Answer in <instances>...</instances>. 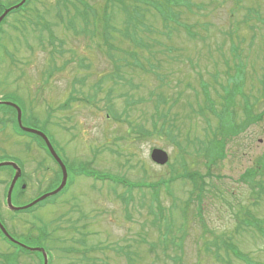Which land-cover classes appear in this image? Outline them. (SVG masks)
I'll list each match as a JSON object with an SVG mask.
<instances>
[{"label":"rangeland","instance_id":"1","mask_svg":"<svg viewBox=\"0 0 264 264\" xmlns=\"http://www.w3.org/2000/svg\"><path fill=\"white\" fill-rule=\"evenodd\" d=\"M81 1L99 14L108 7L111 59L97 32L93 38L88 28L87 34L81 31V20L73 17L78 35L65 28L73 15L70 4L79 6L75 0H28L24 11L9 15L0 26V100L25 109L24 127L46 134L67 168L68 184L72 181L49 203L29 212H11L5 208L4 187L12 170L0 169V219L9 234L26 247L47 250L50 264H245L222 248L220 261L216 260L215 236L230 240L252 264H264V237L244 226L235 233L240 219L264 220V168L253 178L261 192L256 186L253 193L249 181L239 182L264 154L259 83L264 69V0H148L146 4H160L178 20L171 17L165 27L159 14L143 4L121 0L134 19L128 24L117 1ZM0 2L10 8L19 0ZM62 2L68 3L69 11L58 9ZM43 23L61 45L54 42L51 49ZM234 46L239 48L237 58ZM129 53L135 57L131 59ZM110 60H116L118 70ZM241 61V92L256 102L252 114L263 115L257 124L240 130L245 119L242 98L236 95L233 118L225 122L237 126V133L226 138L224 158L206 175L200 206L206 231L195 217L197 202L185 203L191 189L187 182L170 185V196L160 190L165 219L157 220V207L152 206L153 214L150 210V191H128L72 175L71 168L84 164L117 180L137 183L168 178L171 169L205 175L199 149L214 139L220 120L208 111L199 114V107L206 105L202 87L220 114L224 92L234 90ZM52 67L58 69L53 75ZM156 148L168 154L169 166L150 161ZM0 162L21 168L11 195L16 208L59 184L58 168L38 141L19 135L11 126L0 129ZM41 233L46 234L44 240L34 239ZM78 241L90 248L88 258L78 256L83 251ZM205 245L211 250L205 252ZM8 247L0 239V253L13 252ZM75 247L80 252H64ZM34 259L20 257L18 262L36 264Z\"/></svg>","mask_w":264,"mask_h":264},{"label":"trees","instance_id":"2","mask_svg":"<svg viewBox=\"0 0 264 264\" xmlns=\"http://www.w3.org/2000/svg\"><path fill=\"white\" fill-rule=\"evenodd\" d=\"M110 2L111 0H107V2ZM112 1H117V8H119L121 11H125L126 12V18H127V23L128 24H132L133 23V17L131 16V14H129V11H127V9L125 8V6L123 5V1L121 0H112ZM132 1L133 4L139 3L140 5H145L147 7H150L152 10L154 9L155 12L157 14H159L160 18L163 21H167L169 19V17L167 16V8L160 5V4H155L154 2H151L150 5L146 4V2H148V0H130ZM64 3V2H63ZM75 9H76V16L80 17L82 23H86L87 21V17H89V13H90V6L81 4L79 7L74 5ZM81 8V9H80ZM133 11L135 13V15L137 16L136 12V5H133ZM108 10V7L105 6L104 7V18L106 17V12ZM2 13L1 9H0V14ZM125 22V25H126ZM263 24H264V20H263ZM67 28L72 29V26H67ZM117 30L114 29V32H116ZM48 36H49V42L50 45L53 44V41L55 40L53 38L52 33L48 30ZM105 37V35H103ZM238 48L237 46L233 47V55L234 58L238 57ZM123 52V51H122ZM121 52V53H122ZM133 56V55H131ZM134 57V56H133ZM264 62V60H263ZM135 65L140 67V64L137 62H134ZM114 66L117 70V65L114 61ZM238 75L235 78V83L233 85V87L235 86L234 90L231 89L229 91H225L224 92V97H223V108L222 111L220 112V114H216V112L214 111V103L213 102H206L205 101V106L204 108L199 107V114H204L205 115V111L210 112L211 114L215 115V116H219L220 118V123L219 125L213 130L216 134H212V136L214 137V139L209 143L208 146L205 147H201L199 149L200 155H203L204 159L206 160L205 166L206 169H210V167H213L217 164V162L219 160H222L225 156V140L227 137L232 136V135H236V128L237 126L231 125L226 123V119H232L233 118V113H232V108L235 106L234 101L236 98V95H240V97L242 98V102H241V109L242 112L244 114V122L239 125L240 130H245L249 125L252 124H257L262 118L263 114H259V115H253V108L256 105L255 103H251L249 98H247L245 95H243V93L241 92V78H242V73L240 70L241 63H239L238 65ZM260 83V94H261V98L263 99L264 102V69H263V76L259 81ZM73 99V97H70L67 102L71 101ZM161 99L164 100L163 96L161 97ZM206 96H205V100H206ZM258 103V102H257ZM66 104V103H65ZM63 104V105H65ZM62 105V106H63ZM12 111L10 108H7V111ZM13 113L15 114V112L13 111ZM15 124V122H13ZM157 130V129H155ZM235 130V132H234ZM221 136V139H220ZM262 159H259L258 164L256 166L255 169H252L250 171H246L241 179H251L253 181V178L256 177L257 174H259V171L264 168V154L261 157ZM88 164H84L83 166L79 167V168H71V172L73 176H81V177H86V178H91L97 181H109L112 184H114L115 186H122V185H126L127 186V190L128 191H132L133 188L135 187L133 184H129L128 182H121L119 180H116L114 177L112 176H105V174L100 173V172H96L93 171L91 169H89L87 167ZM182 170L184 171V165L181 166ZM186 171V170H185ZM170 175L168 178L166 179H161L158 182L155 183H151V184H146L143 183V186H139L140 188L146 189L148 191H150L151 193V200H150V210L152 212V206H156L157 209L159 210L158 216H157V220H164L165 217L163 215V213L161 212L162 210V206L160 204V200H159V194H160V190H164L166 192V194L168 196H170V185H172L173 182H175L176 180H182V181H187L190 185H191V190L188 192L189 194V198L185 201V203H193V201L197 202V206H196V213H195V217L198 218V220L200 221L202 227H204V223L202 222V216H201V204L203 202L202 200V195H204V192L206 190V186L207 183L205 181V176H201L200 173L198 171H192V172H181V173H175V171L173 169H171L170 171ZM128 183V184H127ZM122 184V185H121ZM256 185H254L253 187H255ZM124 187V186H123ZM261 190V188L259 189ZM124 203H126V200L123 198L121 199ZM173 204V203H172ZM174 205V204H173ZM181 219H182V223H184L186 221V215H185V210L182 209L181 210ZM153 214V212H152ZM263 224H264V220L262 219H257L253 216H247L245 219H240L238 220V222L235 224V233H237L239 231V228L241 226H244L246 228H250L252 230H254L256 233H259L261 235H263ZM182 226H185L184 224H182ZM183 228V227H182ZM204 231H206L204 229ZM213 247H214V255L213 257L220 261V248H222V250L224 251V253L226 255H232L235 259L240 260L242 262H244L245 264H252L251 261L246 258L244 255H242L240 253V251L238 250V248L235 246V244L231 243L230 240H223L222 238H220V236H215L214 242H212ZM153 246H150V248H152ZM199 247V246H198ZM205 252L210 251V247L209 245H205ZM201 248L199 247L198 250H200ZM129 260V257H128ZM4 261L5 264L6 262L9 264H15V257H4Z\"/></svg>","mask_w":264,"mask_h":264},{"label":"water","instance_id":"3","mask_svg":"<svg viewBox=\"0 0 264 264\" xmlns=\"http://www.w3.org/2000/svg\"><path fill=\"white\" fill-rule=\"evenodd\" d=\"M25 0H22L21 4H23ZM9 11H5L4 14L0 17V21L4 18V16L8 13ZM6 105H11L10 103H5ZM12 107H14L17 111V121H18V124L20 126V128L25 131V132H28V133H32V134H35V135H38L42 138V140L44 141V143L46 144L50 154L53 156V158L58 162V164L60 165L61 169H62V182L60 184V186L52 193H49L47 195H44L43 197L39 198L38 200H36L35 202H33L32 204H30L29 206L27 207H24V208H13L10 204V197H11V191H12V188L15 184V182L17 181V179L20 177V169L13 163H0V167L1 166H10L12 167L14 170H15V175L11 181V184H10V187H9V190H8V193H7V205L9 207L10 210L12 211H18V210H24V209H27L28 207L32 206L33 204H35L36 202L38 201H41L47 197H50V196H53L55 194H57L62 188L63 186L65 185V181H66V170L63 166V164L60 162L59 158L56 156L54 150L52 149L49 141L47 140V138L40 132L38 131H34V130H31V129H27V128H24L21 124V112L20 110L11 105ZM151 160L157 164V165H164L166 164L167 160H168V157H167V154L161 150H153L152 153H151ZM1 230L3 231V233L7 236L6 232L4 231V229L0 226Z\"/></svg>","mask_w":264,"mask_h":264}]
</instances>
